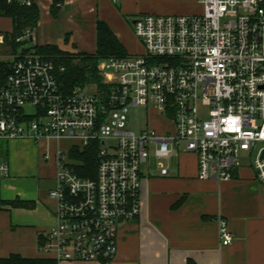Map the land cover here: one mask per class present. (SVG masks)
Returning <instances> with one entry per match:
<instances>
[{"label": "built area", "instance_id": "2783aa9c", "mask_svg": "<svg viewBox=\"0 0 264 264\" xmlns=\"http://www.w3.org/2000/svg\"><path fill=\"white\" fill-rule=\"evenodd\" d=\"M197 1L199 14L134 18L143 53L102 59L103 87L92 92L65 93L58 82L64 69L36 50L11 54L0 86V144H60L50 192L56 225L45 235L43 255L58 263L115 259L120 226L140 214L143 168L152 157L167 175L173 154L193 153L199 178L221 183L234 178L245 154L264 185V0ZM134 107L155 110L167 133L131 131ZM65 141L73 143L67 157ZM74 145L96 148L95 178L76 172ZM9 174L0 160V188ZM217 223L222 245H231L227 221Z\"/></svg>", "mask_w": 264, "mask_h": 264}, {"label": "crops", "instance_id": "0c3cea01", "mask_svg": "<svg viewBox=\"0 0 264 264\" xmlns=\"http://www.w3.org/2000/svg\"><path fill=\"white\" fill-rule=\"evenodd\" d=\"M28 1L40 11L28 39L31 49L51 45L83 55L97 51L99 22L108 25L129 55H136L132 40L137 39L126 18L137 10H149L143 5L136 7L133 0H121L117 5L110 0ZM13 27L11 18L0 16V34H10ZM5 48L6 43L0 46V60L8 62L10 54L1 56ZM146 112L149 117L139 132L150 127L160 135L167 133L169 125L159 114ZM45 142L25 139L0 144V160L10 167L0 188L2 260L13 255L51 259L42 254L41 247L46 233L56 225L57 202L50 198V192L57 185L58 167L56 160L49 163L45 159ZM165 165L167 175L161 174L155 157L143 168L140 214L120 226L115 259L57 263L264 264V185L250 164H241L233 179L221 183L199 178L193 153H175ZM14 201L28 206H13ZM219 217L228 223L231 245H222Z\"/></svg>", "mask_w": 264, "mask_h": 264}, {"label": "trees", "instance_id": "16d2710c", "mask_svg": "<svg viewBox=\"0 0 264 264\" xmlns=\"http://www.w3.org/2000/svg\"><path fill=\"white\" fill-rule=\"evenodd\" d=\"M0 16H6L13 20V31L5 35L6 46L12 52L23 49L25 52L36 50L37 53L52 59L55 65L63 68L59 74V85L65 93H71L76 88H83L89 83H95L98 88L103 87V82L98 74L97 66L102 59L123 58L129 54L117 39L113 31L104 22L97 25V51L93 55L68 54L57 46H36L33 49L22 48L26 45L28 33L36 28L40 11L37 5L20 3L19 0H0ZM11 70L9 62L0 60V86H2ZM74 168L80 176L95 178L97 171L96 148L89 147L78 149L71 153ZM13 206H28L21 201H14ZM2 264H58L53 259H26L13 255L9 259H3Z\"/></svg>", "mask_w": 264, "mask_h": 264}, {"label": "rangeland", "instance_id": "374dc122", "mask_svg": "<svg viewBox=\"0 0 264 264\" xmlns=\"http://www.w3.org/2000/svg\"><path fill=\"white\" fill-rule=\"evenodd\" d=\"M133 3L138 8L143 5L144 8H147L149 10L144 13L137 10L135 11V13H133L132 15L126 18L129 22L131 30H132L131 21L134 18L140 17L142 15H148V14H151V15H189V14H199L203 12V7L197 0H133ZM24 39L25 41H28V38H24ZM134 39L132 40V42L135 47V52H137V54H142L143 47L141 43L138 40L136 41ZM22 48H27V49L32 48V44L30 42L26 43V45ZM8 50H9L8 48H5V50L3 51L4 53H2L1 56L6 57L8 56V54L11 55L12 51H8ZM66 53L73 54V55H80V53H74V52L72 53L66 52ZM39 55L44 56L42 54H39ZM47 59H50V58L47 57ZM97 71L103 82V76L100 73L99 64L97 66ZM96 86L97 85L95 83H89L85 87H83V89H86L88 92H92ZM148 117H149V114L146 112L145 109L138 108V107L131 108L130 113H129V124H128L129 129L133 132L138 133L139 130L145 126L146 120ZM151 119H152V116L150 117V120ZM71 145H73V143L69 141H65L61 144V146L64 148L65 157H67L68 152H69V146ZM59 146L60 144L55 141L44 143L43 145L44 156L49 161V163L51 162V160H57L58 162L57 152H58ZM73 147H72L73 152L80 149L78 145H74ZM71 161H73V159H71ZM240 162L242 164H249L250 159L245 154H241Z\"/></svg>", "mask_w": 264, "mask_h": 264}]
</instances>
